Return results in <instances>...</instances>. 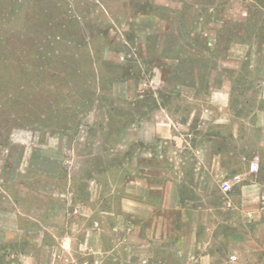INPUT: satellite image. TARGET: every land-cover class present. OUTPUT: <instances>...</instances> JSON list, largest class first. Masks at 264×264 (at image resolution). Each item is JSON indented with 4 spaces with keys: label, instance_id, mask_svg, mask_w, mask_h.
I'll return each mask as SVG.
<instances>
[{
    "label": "rangeland",
    "instance_id": "1",
    "mask_svg": "<svg viewBox=\"0 0 264 264\" xmlns=\"http://www.w3.org/2000/svg\"><path fill=\"white\" fill-rule=\"evenodd\" d=\"M187 53L211 59L207 91L176 80ZM263 95L264 0H0V219L24 234L0 243V264L39 256V237L55 264H200L184 248L194 227L213 264H264V249L231 247L254 226L235 207L244 183L263 185L264 219ZM159 103L190 144L203 125L226 172L195 170L185 141L134 140L133 125L146 135ZM145 172L180 181L175 207L154 192L159 220L120 206Z\"/></svg>",
    "mask_w": 264,
    "mask_h": 264
},
{
    "label": "crops",
    "instance_id": "2",
    "mask_svg": "<svg viewBox=\"0 0 264 264\" xmlns=\"http://www.w3.org/2000/svg\"><path fill=\"white\" fill-rule=\"evenodd\" d=\"M217 98H225V102L222 103L219 108L223 111L226 109L228 105V97H229V88L227 84H223L218 91ZM227 98V99H226ZM264 98V95H263ZM160 110L164 112V114L160 111V114L157 115V120L148 123V133L144 135V130L142 129V125L134 124V140H140L144 143H152L157 138L160 139H170L173 138L176 140L178 145H184V141L187 145L190 146L191 149L195 151V158H196V168L195 170L203 171V174H206L210 170L216 169L220 172H226V168L222 165L221 154L215 153L213 151V140L206 136V130L204 129L203 125H198V134L201 135L202 140H200L197 144H190L191 139L184 138V133L176 134L174 132V127L176 125L174 120L169 115V111L165 105L159 103ZM228 112V110H226ZM228 116L230 113H227ZM192 121L191 119L187 122L190 124ZM214 122L221 124L226 121L223 119L215 120ZM184 126V122L182 123ZM127 130H124V135L126 134ZM144 132V133H143ZM205 134V136H203ZM187 136H191V133L187 134ZM234 136H236L234 132ZM194 145V146H193ZM147 155H151L152 152L146 153ZM138 163H135V166ZM151 167V166H148ZM184 169L182 171V176L188 175V172ZM240 176L241 174H237ZM153 175L150 172H145L141 175H135L134 179L130 181L126 185L125 192L120 200V206L124 212H129L133 214V217L136 219H148L153 218L159 220L162 218L161 216L157 217V209L160 208V205L154 199V192L163 190V205L162 207H168L170 203V198H173L172 206L175 207L176 205L180 204V190L179 184L180 181L173 180L172 178H164V182L155 183L153 181ZM263 185L261 183H244L241 188L240 200L238 204H235V207L240 209L242 212V217L245 224L253 223L254 226L246 232H240V238L242 241H237L236 244L231 242V247L238 249L240 252L245 251H257L259 249H264V219H263V212L259 207V198L260 192L262 190ZM263 208V207H262ZM184 213L186 214V208L184 206ZM11 227H7L6 219H0V243H11V242H19L22 240V236H24L22 228H19L16 221H9ZM9 228V229H8ZM184 240L190 243H186L184 246L185 250L190 245H193L192 251L189 254L192 257H197L200 264H213V258L215 253L211 250H206L205 247H202L200 240L198 239L197 229L196 227L193 228L192 232L187 236L184 235ZM40 238V237H39ZM37 239L39 241L38 245L41 247L39 256L32 253V252H22L20 253V260L22 264H43L45 262V256L47 254H53L50 258L49 264L56 263V253L54 252L53 245L47 244L46 242H42L41 239ZM238 242V243H237ZM209 243V241H208ZM235 245V246H234ZM184 250V253L186 254Z\"/></svg>",
    "mask_w": 264,
    "mask_h": 264
},
{
    "label": "trees",
    "instance_id": "3",
    "mask_svg": "<svg viewBox=\"0 0 264 264\" xmlns=\"http://www.w3.org/2000/svg\"><path fill=\"white\" fill-rule=\"evenodd\" d=\"M195 63H199L198 66H200L201 72H205V75H203V73H200V75L196 76L194 75V71L196 69ZM210 63H212V61L211 59H209V57H198L196 55L187 53L184 55V67L177 66L179 67L180 71H183L184 69V77L182 78L178 75V79L176 78V80L182 82L184 85L194 87L198 90L202 86L207 91L210 88V70H212ZM227 70L229 71L230 69ZM230 71L232 72V70ZM208 72L209 76L206 77V74H208ZM218 84H220V81H218ZM233 89L234 88L232 86V90L230 92V101L233 97Z\"/></svg>",
    "mask_w": 264,
    "mask_h": 264
},
{
    "label": "built area",
    "instance_id": "4",
    "mask_svg": "<svg viewBox=\"0 0 264 264\" xmlns=\"http://www.w3.org/2000/svg\"><path fill=\"white\" fill-rule=\"evenodd\" d=\"M257 158V157H256ZM254 164L257 165V162L254 161ZM239 176L236 175L235 178H238ZM221 189L223 191L224 194H226L227 196H230L232 193V190H233V183L230 179H226L222 182L221 184ZM237 259L236 256H230L229 260L226 261L225 264H232L235 260Z\"/></svg>",
    "mask_w": 264,
    "mask_h": 264
}]
</instances>
